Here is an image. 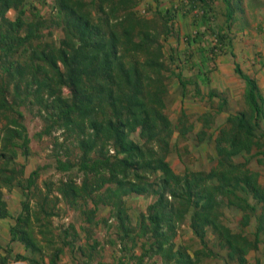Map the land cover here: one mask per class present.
Wrapping results in <instances>:
<instances>
[{"label":"trees","instance_id":"trees-1","mask_svg":"<svg viewBox=\"0 0 264 264\" xmlns=\"http://www.w3.org/2000/svg\"><path fill=\"white\" fill-rule=\"evenodd\" d=\"M170 3L51 0L47 18L33 4L26 8L28 0H0V123L7 121L0 129V218L10 217L5 190L18 188L22 212L11 228L10 243L20 241L30 253L13 258L10 245L0 244V264H58L64 249L79 239L67 228L58 236L61 241L55 240L52 217L60 216L59 203L86 217L88 239H93V220L100 207L109 208L116 225L108 220L104 224L115 228L124 255L142 249L139 257L134 255L138 264H201L221 258L209 247L210 235L225 251L224 262L249 264L248 255L264 243V186L259 173L249 167L254 158H264V99L256 81L238 65L236 72L247 84L248 109L231 114L214 132L213 114L197 120L202 124L197 141L214 146L211 160L216 165L177 173L168 159L178 150V144H172L174 136L178 134V142L188 139L197 123L190 122L185 109L176 122L169 116L171 83L177 81L184 91L194 85L195 96L201 90L196 77L183 75L185 60L191 64L195 55L167 49L166 44L174 32L180 41V15H192L194 25L213 20V8L205 0ZM227 5L231 20L230 2ZM11 10L16 12L14 20L7 17ZM53 26L61 29V38H54L53 30L46 33ZM209 33L206 29L187 35L186 44ZM216 37L218 42L224 38L219 33ZM216 95L213 92L210 98ZM224 104L223 100L216 115ZM22 108L43 120L44 128L36 136L51 138L55 160L28 177L25 163L19 162L31 155ZM59 131L62 136H55ZM240 157L244 160L237 161ZM51 167L64 177L40 188L42 171ZM36 191L34 206L31 198ZM134 196L155 198L136 224L126 202ZM226 209L241 215L238 231L227 224ZM187 223L201 249L177 245ZM98 245L95 242L94 247ZM117 264H125L123 257Z\"/></svg>","mask_w":264,"mask_h":264},{"label":"rangeland","instance_id":"rangeland-1","mask_svg":"<svg viewBox=\"0 0 264 264\" xmlns=\"http://www.w3.org/2000/svg\"><path fill=\"white\" fill-rule=\"evenodd\" d=\"M50 1L48 0L47 5H41L35 0H28V5L26 8H29L31 4L35 5L38 9L41 10L42 14L45 17H50L51 13V7H50ZM248 2V3H247ZM253 0H240L239 8L233 4L231 6V10L234 14V11L236 12V16H234L231 20H221L217 17V21L212 23L211 21L206 22L204 26V30L209 29L210 33L206 36L202 37V39L197 40L195 42H192V45L189 46L186 44V37L187 35H184L183 43L181 41H178L176 38V35L173 33L170 35L169 40L166 44V48L169 49L170 47H173L174 49H177L180 47V44L184 47L182 49V52L184 50H189L192 52L193 55H195L194 59L191 60V64H189V61H186V69L183 71V75L186 79H192L196 77V80L198 79V68L197 66L200 65L202 68V60L204 62H208L207 55H204V53L208 54V51L213 48V44L218 43V39L216 37V34L221 32H227V28L230 27L235 32L236 29H240L242 26L246 25V22L244 21V17L247 15L246 10H252ZM249 4V5H247ZM228 6V5H227ZM143 8V7H142ZM228 8V7H227ZM145 12V11H144ZM144 14V13H143ZM145 14H147L145 12ZM152 14H149L148 16H151ZM7 17H9L11 20H14L16 18V12L14 10H11L7 13ZM249 18V16H248ZM219 19V20H218ZM253 20V18H251ZM204 21H202L203 23ZM200 28H203L202 26ZM178 29L175 27V30ZM54 31V38H61L63 36V33L60 28H57V26H53L50 30L46 29V33L50 34V31ZM198 32V30H196ZM227 34V33H226ZM230 35L233 36V33L230 32ZM195 35V34H194ZM232 38V37H231ZM235 40V38H232V40ZM181 42V43H180ZM198 50H202L201 55H199ZM184 59V58H183ZM208 67L202 68V74L207 73L206 76L208 77V72H206ZM195 80V81H196ZM199 84V83H198ZM200 85V84H199ZM236 88H239L238 85ZM195 89L196 87L194 85L189 86L186 91L183 90L182 86L176 81L171 83L170 86V94L168 97V114L171 117V119L176 122L178 121V118L181 115L182 109H185L187 115L190 118V122L196 123L198 118L204 114L214 112L217 113V110L223 102L224 109L222 112H225L226 114H236L238 112L244 111L247 107L246 101L239 100L238 97L235 96L231 92V90H225V91H216L215 93L217 96L215 98H210L207 96V94L203 95V90L201 91L200 96H195ZM185 93V96H184ZM211 108V109H209ZM248 108V107H247ZM209 109V110H208ZM206 110H208L206 112ZM22 111L24 112V124L27 127V132L31 138V155L29 156L28 160L25 161L24 158L20 157V164L21 162L25 163L26 165V175L30 174L32 171H34L39 166H45V165H51L55 162L54 158L52 157L53 154V145L51 142V138L44 137L42 139H39L36 134L41 132L44 128L43 120L38 117L35 114V111L28 109V108H22ZM205 111V112H204ZM34 115H33V114ZM214 115V114H213ZM219 115H223V113H219ZM227 119V118H226ZM226 119L223 117H216V123L214 127L223 126L226 124ZM3 123H0V129L3 124H5L7 121L3 120ZM220 126V127H221ZM213 127L210 132H213L215 129ZM202 128V124L197 122L196 127L193 133H191L188 136V139L179 141L177 140L178 134H176L173 138L172 144L173 146L177 143L178 147L173 150L171 155L168 157L169 161L172 164L173 169L177 173L184 172L185 169L189 168L190 170H210L213 166L216 165L215 161L211 160V157L214 156V146L208 142H205L203 144H199L197 141L196 134L199 132V130ZM62 131H59L55 134V136H62ZM63 140V138H61ZM185 148H188V153L186 152ZM72 151H74L71 148ZM238 160H244L243 157H240ZM64 175L62 173L57 172L53 167L46 169L42 171L40 180H39V186L40 188H45V182H56L60 178H63ZM20 191L18 188H14L12 191L5 190V197H9L10 199L13 198L12 194L14 190ZM45 190V189H44ZM21 193V192H20ZM37 195H34L31 198V204L35 206V203L37 199L39 198L38 192L36 191ZM22 195V194H21ZM38 196V197H37ZM23 199V196H22ZM155 200L153 197H142V196H135L130 197L126 200L127 205L130 209V214L133 218V222H137L138 216L141 213H145L147 211L148 206ZM13 202V200H12ZM17 204V201H16ZM22 206V203H21ZM57 212L60 216L52 217V229H54V233L56 235L55 240H60L58 238L59 234H61L63 227L67 226L71 223H80V217L79 212L74 211L73 209H70L67 207L64 203H59L57 205ZM105 216H108V213L105 214ZM241 215L233 211L231 209H226V222L227 224L234 230L238 231V221L240 220ZM114 222V220H113ZM62 228V229H61ZM249 229L247 232L248 234H251L252 231ZM96 237H98L100 240L108 241V239L114 238L116 239L115 229L113 228L111 231L105 226H97L96 230L94 231ZM109 236V237H108ZM40 238H42L39 235ZM51 237V235H50ZM209 247H211L216 253H219L222 257L221 258H211V259H204L201 264H232L231 262L227 263L225 261L226 253L225 251H220L218 246H216L214 237L212 235L209 236ZM177 245H191L193 250L201 249V245L199 241L193 236L188 223L186 225H183L178 237L176 238ZM117 250L120 255L123 253L120 250V247L117 246ZM249 264H264V243H261L259 245V249L257 251H252L248 255Z\"/></svg>","mask_w":264,"mask_h":264},{"label":"crops","instance_id":"crops-1","mask_svg":"<svg viewBox=\"0 0 264 264\" xmlns=\"http://www.w3.org/2000/svg\"><path fill=\"white\" fill-rule=\"evenodd\" d=\"M160 1L164 2V4L166 5L171 4L170 3L171 0H160ZM149 2L151 3V0H149ZM205 2L207 5H210L211 8H213L211 15L213 14L212 23H214L217 21L216 20L217 17L219 19L221 18V20L223 19L228 20L227 2H230V6H233L234 4L235 6H237V8H239L238 3L240 2V0H205ZM250 6H252L253 9L252 10L247 9L246 10L247 15L244 17L245 18L244 21L246 22V25L242 26L240 29H236L235 32L232 30V28L228 27L227 32L225 31L221 32L224 38L218 43L213 44L214 46L217 45V48L216 47L214 48V46H212L213 48H211L208 51V54L204 53V55H207V57L210 56V58L208 57L209 61L205 63L204 60H202V63L200 64L202 65V68L208 67L207 69H205L207 70L206 72L210 70V72L208 73V77L206 76L207 73L202 74L203 69L200 67V65L197 66L198 73L200 74L198 75L197 81L200 84L199 85L200 90L201 91L203 90V95L207 94V96L210 97V94L213 92L214 93L216 91L223 92L225 90L230 89L231 92L235 94L236 97L239 98V100H242L244 102L247 84L246 81L242 79L239 76V74H237L236 72V66L238 65L241 71L243 72V74L253 78L256 81L259 88V93L261 94V97L264 99V0H253L252 5L250 4ZM234 16H236L235 11L233 17ZM251 18H253V20ZM203 25L204 22L202 23V21L201 23H197L194 25L192 15L186 17L180 15L178 19V26L181 31L180 34L178 35V37H180V41L183 43V38L185 34L198 35L199 32H201V30L202 32L205 31ZM201 26L203 28H200ZM196 30H198V32ZM230 32L233 33V36L229 34ZM231 37L235 38V40L234 39L232 40ZM182 49H184V47L180 44L179 51H182ZM198 52L199 55H201L202 50L197 49V53ZM237 85L239 88H236ZM216 96H214L213 98H215ZM247 107L245 110L248 109ZM208 110H206V112ZM221 113H223V115H219V114L216 115L215 112L213 114L215 117H223L224 119L230 116V115L228 116V114H226L225 112H221ZM262 119L263 120L261 121L262 122L261 125L262 128L264 129V118ZM220 126H218L217 128H219ZM214 128H215L214 130L217 129L216 127ZM20 161L21 160H19V162ZM249 167L254 172L259 173V181L264 186V158L262 156L254 158L250 162ZM28 176L29 174L26 175V177ZM20 192L21 191L15 189L12 194L13 196L12 199H10V196L7 198L5 197L8 203L10 217L4 219L0 218V244L4 248H7L10 245V249L12 250L11 255L13 258L18 254L24 256L30 255L29 251H27L25 245L22 242L16 241L10 243L11 228L15 226L16 224L15 219L22 212L21 203L23 199ZM92 207L93 205H90V208ZM106 213H108L107 217L105 216ZM129 213H130V209H129ZM110 215L111 214L109 208L100 207L99 211L95 216V219L93 220L94 221L93 239H88V234L84 229L89 227L90 225L86 221V217L82 216L80 212H79L80 223L77 224L71 223L67 226H64L63 230L70 228L71 234H73L74 231L77 232L79 239H77L75 242H73L72 245H69V247H66L64 249V253L60 256L58 264H98L100 262L106 264H117L121 259V257H123V261L125 264H138V261L134 257V255L136 257H139L142 254V249L138 248L135 250V252H131L128 255H124V254L120 255L117 250V246H119L121 250V245L119 244L118 241H116V239L110 237L108 241L105 240L102 241L98 237H96V235H94L95 234L94 231L96 230L97 226L99 227L102 224L105 225L104 220H108L110 225L113 226L116 225L115 219L111 218ZM70 239H72V237H70ZM111 239H114L116 243H112ZM95 242L99 243L97 248L94 247ZM90 247L91 248L93 247L92 252L94 254V259L92 261L89 259L88 256V254L91 252ZM1 253L3 255L6 254L4 250H1ZM46 260L48 261V259ZM147 262L148 260H145L144 263Z\"/></svg>","mask_w":264,"mask_h":264},{"label":"built area","instance_id":"built-area-1","mask_svg":"<svg viewBox=\"0 0 264 264\" xmlns=\"http://www.w3.org/2000/svg\"><path fill=\"white\" fill-rule=\"evenodd\" d=\"M9 264H29V263L23 261H11Z\"/></svg>","mask_w":264,"mask_h":264}]
</instances>
